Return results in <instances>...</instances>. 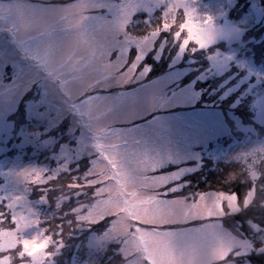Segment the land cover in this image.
Listing matches in <instances>:
<instances>
[{
    "label": "rangeland",
    "instance_id": "obj_1",
    "mask_svg": "<svg viewBox=\"0 0 264 264\" xmlns=\"http://www.w3.org/2000/svg\"><path fill=\"white\" fill-rule=\"evenodd\" d=\"M248 1L245 14L233 21L228 11L235 0H18L32 33L23 39L14 24L17 0H0L9 25L0 27V153L35 147L52 162L23 160L20 153L0 161V199L6 198L16 222L8 228L0 208V251L11 249L0 264L24 255L30 257L26 264H73L84 257L81 251L99 256L113 242L119 244L120 264H216L224 246L227 264H252L247 257L264 252L232 218L253 210L264 192L258 187L264 183V139L257 136L264 124V68L248 52L238 54L246 38L259 51L264 26L256 37V31L245 39L243 34L256 22L264 24V11ZM178 14L183 36L173 24ZM77 19L82 39L99 31L112 34L105 49L110 62L69 53L53 64ZM221 44L232 49L212 54L204 69L191 57L197 56L193 50ZM130 65L134 71H125ZM243 84V94L255 97L251 121L241 99L232 97ZM232 131L246 138L217 144L204 155L208 142ZM84 156L85 186L78 180ZM209 171L249 179L246 197L215 185L198 184L204 189L197 191L192 180ZM87 189L95 198L84 207L79 200ZM106 218L112 219L109 227L89 232L80 245L81 233ZM249 224L255 241L264 240V231ZM201 233L206 240L198 239ZM20 234L25 237L16 256Z\"/></svg>",
    "mask_w": 264,
    "mask_h": 264
},
{
    "label": "trees",
    "instance_id": "obj_2",
    "mask_svg": "<svg viewBox=\"0 0 264 264\" xmlns=\"http://www.w3.org/2000/svg\"><path fill=\"white\" fill-rule=\"evenodd\" d=\"M257 4L262 8V10L264 11V0H256ZM249 5V1L248 0H235L234 4L230 7L229 9V14L228 17L230 19H232L233 21H237L243 14H245V12L247 11ZM162 10H158V13H162ZM177 19H175L173 21L174 24V28L179 30L181 29V21H182V16L180 17V15H177ZM159 19H161V17H159ZM161 24L158 22V26H163V22L162 20L160 21ZM172 24V25H173ZM262 26H264V24H262L261 22H256L254 24H252L251 28H249L250 30L245 31V33L243 34L244 39L246 36H249V33H251L252 31H256L254 37H256V35L262 30ZM264 28V27H263ZM180 34L183 36L184 35V31H180ZM174 37V34H173ZM175 39V38H174ZM247 39V40H246ZM244 43L239 44L238 49L241 53H238L240 55L245 54V52H248V54L246 56H250L253 58V62L254 65L259 66V67H263L264 68V39L263 41L261 40V45L259 46V51H257L254 48V45L252 44L251 41H248V38H246ZM175 41V40H174ZM192 44V46L197 47V45L194 43H190ZM259 44V43H256ZM238 45V44H236ZM191 46V48H192ZM230 49H232L231 45H220L219 47L214 46V47H210L208 49V51H201L199 52L198 50H193L192 53L196 54L197 56H191L188 53H185L186 57H193L195 58L197 61L196 63H199L200 67L202 69H204L205 67L209 66V60H210V56L216 52H228ZM252 53V54H251ZM251 58V59H252ZM188 58H185V61H187ZM165 62V61H163ZM245 70V71H244ZM161 71H163V68H161L160 70L157 71V73H160ZM246 69H242L241 73L242 75L245 74ZM151 76V75H150ZM238 77H236L234 80L236 82ZM243 87V91L241 92V90H239V88ZM247 87V84H243L242 86L238 87L234 92L232 97H238L239 99H241V104L243 103L244 106V117L246 120L251 121V118L254 116V96L251 95L250 93H246L243 94V92L245 91V88ZM206 90L207 93L210 92L211 88L210 86H206ZM243 96V97H242ZM28 99V97L23 98L20 102H19V110L20 113H25V108L23 103H25V100ZM227 119L228 118V114L226 111H224L223 113ZM229 124H231V121L229 119ZM65 126L62 125V127H60V131L64 134L65 132ZM18 130V127L14 128L13 131H15L14 133H16V131ZM264 132V124L259 126V132L257 136H260L262 133ZM232 135L228 136V137H222V138H217L215 139V141H211L208 145V148H214L215 144H223L224 146L230 144L231 142L235 141V140H240L242 138L245 137L246 133L243 132H236V131H232ZM26 152L20 151L19 149H15V148H11L9 151H7L6 153H4V156H13L16 153H20L21 157L23 160H33L36 161L37 163H42V162H49V164L52 166V162L48 161L47 157L48 156V152L43 151V150H38L35 147H27V149L25 150ZM205 155V154H204ZM209 156V155H207ZM210 157V156H209ZM88 157L84 156L82 157V164H81V177L79 180V185H83L85 186V182H87V169H88ZM249 159V157H248ZM208 175L206 176H200L199 178H195L192 180V183L197 184L196 187H199L200 189H197V191H201L202 185H198V184H203L205 186H209L211 187L212 185H215L218 187V191L219 189H223L226 192L235 194L237 196L238 199H244L246 197L245 193L249 190L248 189V185H249V179L247 180V178H243L242 176H240L241 178H238L239 175L237 176V174H232V176L229 177H224L222 176H212L210 171L207 172ZM248 177H250V175H247ZM204 179V180H203ZM2 182V179H0V184ZM203 182V183H202ZM249 182V183H248ZM78 184V183H77ZM59 186V185H56ZM262 186V188H264V183L262 182L258 187L260 188ZM90 188V186L88 187ZM207 188V187H206ZM91 189V188H90ZM196 190H192V193H197ZM89 190H85V197L81 200H79V204L83 205L84 207L89 205L93 200H94V196H90L89 195ZM257 200H254L253 202V210H247V211H243V212H239L235 215L232 216V218H234L237 223L239 224V228L242 226L244 227L245 231H242L245 235L248 236V238L252 241V243L254 244L253 247H259V245H264V240L262 241H255L254 237L257 233H254L252 226L249 224L250 221L253 223H256V226H258V228H260L261 231H264V192L263 193H258L257 194ZM76 202V201H74ZM6 205L4 203V201L2 199H0V208L2 209V213L4 215V217L6 218V221H8V225L7 227H11L12 224L10 222L11 219V215H10V211L5 208ZM83 207V209H84ZM71 209V208H70ZM82 209V210H83ZM85 210V209H84ZM250 214H249V213ZM6 213V214H5ZM6 215V216H5ZM110 219L106 218L103 222H101L98 226H95L94 228H92V230H85L81 233L80 235V245H85L86 239L88 237L89 232H94V233H100L102 231H104L108 225H109ZM242 223V224H240ZM238 228V229H239ZM3 228H0V230ZM6 229V226H5ZM254 234V236L252 235ZM256 243V244H255ZM118 243L117 242H113L111 244V246L109 247V250H106L103 252V254H100L99 256L94 255V253H88L87 251H81L84 252V257L81 256L80 260L79 259H75L73 260V264H80L83 261H88V264H120L123 259L121 256H119V252L118 250ZM23 248V242L21 239V236H17V242L16 245H14V251L16 252V256H18L19 253H21V250ZM247 261L250 263H260V264H264V252L259 254V255H254L251 254V256L249 255L247 257ZM27 262L30 263V257L28 255H24V256H18V257H14L12 259V264H26Z\"/></svg>",
    "mask_w": 264,
    "mask_h": 264
},
{
    "label": "clouds",
    "instance_id": "obj_3",
    "mask_svg": "<svg viewBox=\"0 0 264 264\" xmlns=\"http://www.w3.org/2000/svg\"><path fill=\"white\" fill-rule=\"evenodd\" d=\"M79 7V6H78ZM15 12V27L19 32V35L23 39H27L31 36V31L29 30L28 21L27 18L24 15L23 7L19 4L18 0L16 3V8L14 9ZM7 13L0 14V27L7 29L8 24L5 22V16ZM81 20L77 19L74 21L71 25L73 37L68 42L67 47L64 50H61L60 52L56 53V55L53 57V64H59L62 63L67 55L71 53L75 57H82L84 59H91L95 63H108L111 60V57H109L105 49L109 47V42L112 38V34L108 31H99L96 32L93 35H89V37L85 40L81 38V34L79 32ZM5 33H7L5 31ZM8 34V33H7ZM115 51V49L113 50ZM99 55V60H97V55ZM133 70L132 66H128V68L125 69V71ZM147 174V173H144ZM141 195L144 193L140 191L138 188L136 189ZM209 241L213 244H219L221 241L220 239L212 240V238H209ZM229 252L227 250V247L224 246L222 248L221 254L219 255V258L216 261V264H227Z\"/></svg>",
    "mask_w": 264,
    "mask_h": 264
},
{
    "label": "snow or ice",
    "instance_id": "obj_4",
    "mask_svg": "<svg viewBox=\"0 0 264 264\" xmlns=\"http://www.w3.org/2000/svg\"><path fill=\"white\" fill-rule=\"evenodd\" d=\"M165 235H166V236H170V235H172V234H165ZM198 239L201 240V241L206 240V239H207V234H205V233H201V234L199 235ZM10 251H11V249H5V250H3V251H0V259H2L3 256L6 255L7 252H10Z\"/></svg>",
    "mask_w": 264,
    "mask_h": 264
}]
</instances>
